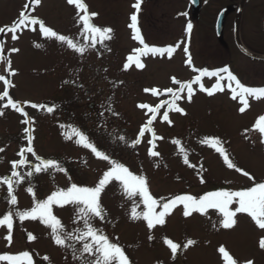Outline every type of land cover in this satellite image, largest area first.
<instances>
[{
    "label": "rangeland",
    "instance_id": "1",
    "mask_svg": "<svg viewBox=\"0 0 264 264\" xmlns=\"http://www.w3.org/2000/svg\"><path fill=\"white\" fill-rule=\"evenodd\" d=\"M82 2L89 14H97L91 17L92 24L112 29L111 39L93 45L92 33L86 37L79 20L84 12L67 0H40L27 10L25 5L29 0H0V28L10 27L26 11L30 17L42 19L46 26L85 49L81 54L55 38L44 37L39 25L20 26L15 33L16 40L12 39L11 31L0 32L3 44L0 75L9 81L8 85L0 81V96L5 90L9 94L0 99V108L4 111L0 115V148L3 149L0 151V218L11 213L13 225L11 230L6 223L0 225V256L12 257L0 260V264H27V258L21 255L25 252L29 253L31 264H94L97 256L82 252L83 244L91 243V238L76 239L86 228L72 205L53 206V214L63 225L62 232L71 237L66 238L65 246L54 242L51 228L40 219L20 220L16 213L30 211L38 201L66 190L73 183L96 186L103 173L112 167L110 161L144 177L149 193L159 204L181 195L199 199L217 190L241 191L264 183V133L259 132V127L264 126V121L259 119L264 116V96L246 95V105L241 103L239 95L233 99L231 89L236 87L235 82H229L224 73L220 74L224 77L222 80L217 76H203L199 83L192 85L191 102L187 101V90H184L181 99L175 101L184 109V114L168 111V104L155 114L149 111L172 100V95L165 90L179 88L173 83V77L188 83L196 76L193 67L208 72L210 69L202 68L207 60L198 58L207 53L202 47L205 44L201 31L196 33L195 48L188 49L187 23L175 19L174 10L183 8L179 0H142L139 12L133 7L137 0ZM133 14L137 15L139 38H135L137 33L129 27ZM145 45L171 47L173 52L171 57L160 56L147 52ZM14 48L18 51H11ZM233 53L232 59L226 60L230 62V72L246 87L264 88V60L253 61ZM218 64L216 60L209 65ZM218 82L223 90L216 89ZM201 84L214 94L209 96L201 91ZM152 89L156 90L155 94ZM9 99L27 115L11 106L4 107ZM32 104L41 107L33 108ZM141 104L148 107L141 108ZM48 107L53 111L49 112ZM165 111L170 122L163 120ZM150 118L152 124L148 126ZM67 126L84 133L110 160L98 158L78 144L77 137L69 139ZM145 126L154 130L155 136L149 130L140 137V130ZM206 137L219 138L222 145L216 147H223L235 168L228 167L216 147L203 142ZM29 146L35 155L26 151ZM150 149L159 155H149ZM185 153L188 164L184 162ZM41 160L56 161L64 171L49 167L36 172V165L43 167ZM13 161L24 163H18L13 169ZM13 171L18 175L13 176ZM5 177L12 182L14 205ZM29 187L32 193L27 191ZM100 202L105 215L102 219L94 218L91 223L100 234L123 249L128 264H227L220 247L225 248L236 264H264V248L260 247L264 229L247 213H236L234 226L225 229L217 209H208L204 214L192 212L185 217L183 204L176 201L165 223L149 229L142 216L146 211L143 197L139 193L129 197L120 182L109 183L101 193ZM134 205L137 218H133ZM236 207L235 203L230 206L232 210ZM160 210L155 208L156 212ZM29 234L36 239L29 240ZM165 239L180 245L175 255ZM188 240L195 243L184 247Z\"/></svg>",
    "mask_w": 264,
    "mask_h": 264
},
{
    "label": "snow or ice",
    "instance_id": "2",
    "mask_svg": "<svg viewBox=\"0 0 264 264\" xmlns=\"http://www.w3.org/2000/svg\"><path fill=\"white\" fill-rule=\"evenodd\" d=\"M69 4H73L76 6V8L79 11L84 12V15L79 16V20L83 24L84 33L87 37L88 33H92V43L93 45L99 43L103 44L105 40L111 39V28L107 27H98L94 24H92L91 17L96 16V13L89 14L87 11V6L82 2V0H67ZM142 0H137V3L133 5V7L139 12L140 5ZM40 3V0H29V3L25 5V10L29 8L30 5L36 4L38 5ZM131 24L129 25L130 28H132L136 33L137 36L135 38H139V32L137 29V15L133 14L131 17ZM39 25V31L43 34L46 38H55L56 40L60 41L61 43L67 44L69 48H72L74 51H77L81 54L85 51L83 46H78L71 38L58 34L55 30H53L51 27L46 26L45 22L42 19H38L35 17H30L26 11L21 12L20 19L11 25L10 27L6 28H0V32L4 31H11L13 33L12 39L16 40L18 39L17 35L15 34L17 29L20 26H27V25ZM192 28V25L189 23L187 25V30L190 32ZM35 30V29H33ZM143 43V40L140 41ZM37 47H40V45H36ZM145 49L147 52L163 56L167 54L169 57H171L173 49L171 47L168 48H155L151 47L149 48L147 45H145ZM3 50V44L0 43V53H2ZM11 51L15 52L18 51V49H11ZM137 52H140V49H136ZM185 53L188 52V49H184ZM142 55L144 53H141ZM2 58V56H0ZM130 61L133 59L131 56L128 58ZM9 61V65H10ZM137 65L139 66V60H136ZM190 64V59L188 61ZM127 68L128 65H125ZM194 71H198L199 75H197L192 82L188 83H182L181 81L177 80L175 77L172 78L173 83L176 85H179L178 89L168 88L166 89V93H169L172 95L171 101H165L162 102V104L157 105L155 108H150L149 111H151L153 114L157 113L160 108L164 104H168V111L175 110L176 112L184 114V109L178 104L175 103V101L181 99V94L184 92L185 89H187V101L191 102L192 96L194 94V90L192 88V83H199L201 78L205 75H208L209 77L217 76L220 80L224 79L223 76H220V73H227V80L229 82L234 81L236 87L232 88V98L236 99L237 95L241 97V103H244L246 105V101L244 100V97L247 96H255L257 98L264 96V88L256 89L251 87H246L243 84L240 83V81L230 72L228 68H222L219 71H212L211 73L208 72L206 69H194ZM15 73L10 72V75H14ZM0 81H4L5 85L9 84V81L5 79L3 75H0ZM216 89L223 90L221 88L220 83L218 82L215 85ZM229 88H231V83H229ZM237 89L239 91L237 92ZM201 91H206L209 96L213 95V91L210 89H205L203 85H200ZM148 91V90H146ZM154 94L156 92L155 89L151 90ZM8 91L5 90L3 93V96H0V99H3L4 97H8ZM11 106V108L15 109L16 111L21 112L25 116L26 113H23V109L19 107L15 102H13L11 99L8 100V104L4 105V107ZM33 108L41 107L37 104L31 105ZM141 108H147L148 105L141 104L139 105ZM47 110L49 112L53 111L52 107H48ZM168 111H165L163 114V120L169 121V115ZM240 111L243 112L244 108H240ZM0 115H4V111L2 108H0ZM260 121H264V116H261ZM27 122V121H22ZM170 122V121H169ZM152 124V118L148 119L147 125L151 126ZM145 126L142 127L140 130L139 136L142 137L146 131L151 130L150 127ZM69 129L70 134L68 135V138L71 139L73 136L77 137V143L82 145L85 148L90 149L98 158L104 159V160H110L109 156L100 150L97 149V147L88 139V137L82 133L80 130H78L75 127L67 126ZM25 131H28L25 129ZM152 131V135L155 136V131ZM259 132L264 133V126L259 127ZM123 139V137H121ZM162 139V137H161ZM139 142V138L136 141ZM174 143H177L176 141H173ZM205 143H210L212 146L216 147L217 145H222V142L219 140V138L215 137H206L203 141ZM264 142V141H262ZM149 144H152V141L149 140ZM29 145H31V139H29ZM135 146V145H133ZM0 151H3L2 148H0ZM25 150L22 149L21 153H23ZM27 152L32 153L35 155L34 149L29 146L26 149ZM182 152H184V149H181ZM216 151L220 152L221 155L224 156L225 161L228 162L229 168H235L236 166L228 160L227 155L225 154V150L223 147H216ZM149 155L156 157L159 155L157 151L149 150ZM37 159L40 160V157L37 156ZM184 162L186 164L189 163L187 159V155L185 153V160ZM18 163H24V161L12 162L13 169H15L18 166ZM112 167L108 171H105L103 173L102 178L99 179L98 184L94 187H87V186H78L77 184L73 183L70 187H68L66 190H60L58 192H54L51 195L47 197L44 201H38L35 206L30 211H24V212H17L16 215L19 217L20 220H24L26 218H30L32 220L40 219L44 224L49 226L51 228L52 237L54 239V242L59 246H65V240L66 238H71L70 234H64L62 232L63 225L61 224V221L59 218H57L53 214V206H60L63 207L64 205L70 204L73 206V210L76 212L78 216H80L83 219L86 231L79 237H76V239L84 240L87 238H91V243H84L83 244V253H88L90 255L97 256V259L95 260L94 264H128V257L125 255L123 249L117 244L111 242L107 236L100 234L99 230L93 226L91 221L94 218H103L105 215V210L100 202L101 193L105 189V187L111 183L112 181H118L123 186V188L126 190V193L129 197L139 193L143 197V203L146 208V211L142 213L143 219L147 221V226L149 229L155 227L156 225H163L165 223V217L169 214V209L173 206V204L176 203V201H179L183 204V207L185 209L184 216H189L192 212H199L201 214H204L207 212L208 209H217L220 214H222V220L221 224L223 228H231L235 224L234 217L236 213H247L249 216L252 217V219L255 221V223L258 225L260 229H264V183H257L254 186L241 190V191H226V190H217L213 192H209L203 196H201L199 199L191 196V195H181L175 197L174 200L165 202L162 204H159L157 199L153 198V196L149 193L147 187H146V179L141 176L134 175L132 172L129 171L127 167H125L122 164H119L115 161H110ZM40 165L35 166L36 172L46 171L49 167H55L59 171H64L63 168H61L56 161L53 160H41ZM237 171H241L239 168H236ZM245 176H249L247 172L243 173ZM13 176H17V172H12ZM250 179H253L249 176ZM4 180L8 183V191L11 198V203L14 205L16 203V197L14 195H11L12 193V182L8 177H5ZM30 193L33 192V189L29 187L27 189ZM237 204L238 207L235 208V210H232L230 206L232 204ZM160 207V211L156 212L155 208ZM133 218L136 217V208L135 205L133 206ZM7 224V228L9 230L12 229V214L9 213L3 218H0V225ZM10 239L11 237H7ZM29 240H35L36 237L32 234H29L28 236ZM151 239V237H149ZM165 243L170 247L171 252L175 255L177 253L178 248L180 245L177 243H174L173 241L169 239H165ZM195 242L192 240H188L187 243L184 245V247H187L188 245H192ZM260 247L264 248V239L260 241ZM219 252L223 255L225 261L227 264H236V261L233 260V258L229 255V253L225 250L224 247L219 248ZM23 257L27 258V264H31V257L29 256V253L25 252L21 254ZM73 255L75 257L76 252L75 249H73ZM12 257L3 255L0 256V260H11ZM45 259H47L45 257ZM23 264V262H22ZM251 264V262H249Z\"/></svg>",
    "mask_w": 264,
    "mask_h": 264
},
{
    "label": "flooded vegetation",
    "instance_id": "3",
    "mask_svg": "<svg viewBox=\"0 0 264 264\" xmlns=\"http://www.w3.org/2000/svg\"><path fill=\"white\" fill-rule=\"evenodd\" d=\"M179 1L183 8L174 10L175 19L192 25L187 30L188 49L195 48L198 30L203 34L207 53L198 57L207 60L203 68H228L226 60L232 59L233 51L253 61L264 60V0ZM216 60L218 65H209Z\"/></svg>",
    "mask_w": 264,
    "mask_h": 264
},
{
    "label": "trees",
    "instance_id": "4",
    "mask_svg": "<svg viewBox=\"0 0 264 264\" xmlns=\"http://www.w3.org/2000/svg\"><path fill=\"white\" fill-rule=\"evenodd\" d=\"M197 75H199V72L197 73ZM191 82H192V81H191ZM194 84H196V83H192V85H194ZM192 85H191V86H192ZM185 90H187V89H185Z\"/></svg>",
    "mask_w": 264,
    "mask_h": 264
}]
</instances>
